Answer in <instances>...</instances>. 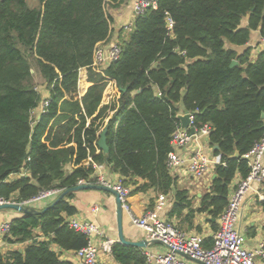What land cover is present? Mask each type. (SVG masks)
I'll use <instances>...</instances> for the list:
<instances>
[{
    "label": "trees",
    "instance_id": "obj_1",
    "mask_svg": "<svg viewBox=\"0 0 264 264\" xmlns=\"http://www.w3.org/2000/svg\"><path fill=\"white\" fill-rule=\"evenodd\" d=\"M35 1L0 0V197L22 203L43 190L62 193L82 179L95 181L96 171L85 165L91 156L125 185L137 184L133 192L171 195L168 220L181 218L178 229L193 228L197 213L218 220L234 179L250 171L244 155L264 135V51L254 56L248 46L254 31L264 35V0H157V9L136 16L104 74L93 62L111 34L109 0ZM82 68L93 84L79 99ZM36 73L51 103L34 120L45 98ZM108 78L125 90L117 103L103 105ZM181 105L195 112L196 127L211 126L207 143L218 162L198 207L168 167ZM107 125L105 153L97 143ZM73 195L43 214L12 219L7 242L27 245L0 250V264H75L61 252L78 251L88 239L70 227ZM111 253L119 264H149L140 247L115 242Z\"/></svg>",
    "mask_w": 264,
    "mask_h": 264
},
{
    "label": "built area",
    "instance_id": "obj_2",
    "mask_svg": "<svg viewBox=\"0 0 264 264\" xmlns=\"http://www.w3.org/2000/svg\"><path fill=\"white\" fill-rule=\"evenodd\" d=\"M148 8L157 9L158 1L137 0L135 2L134 10L136 15L144 14ZM166 14L168 29L171 30L174 26V20L168 12ZM126 28L128 31H132L133 24ZM262 41L264 43V36L262 37ZM121 52L120 44H112L107 48L99 44L95 49L93 66L100 73L104 74L108 65L118 60ZM37 89L41 91L40 87H37ZM80 97L81 93L79 94ZM50 103V97L44 98L41 104L32 112V118L34 120L38 119L37 116L45 113ZM190 113L189 128H183L180 122L172 134L171 145L173 149L169 154L168 167L173 172L176 168L184 166L187 173L193 178L202 179L209 174L211 167L215 166L218 162L201 146H190L193 142L199 141L200 138H208L211 132L209 124L196 127L195 112ZM191 128L194 129V133L190 131ZM181 149L185 150L184 153L179 152ZM244 158L248 161L250 171L245 178L240 180L230 196L228 206L220 215V228L214 235L213 246L211 248L204 247V238L201 235L189 234L179 230L174 222L162 217L161 213L171 203L169 195L159 194L155 207L147 210L142 216H138L134 213L131 206L133 189L131 186L125 185L122 178L117 182L111 183L103 175L96 174L95 181L82 179L79 181V184L96 183L112 187L119 193L122 207L130 216L132 223L141 228L147 234V238L159 239L163 241L164 245L172 247H168V251L165 253H146L149 264H188L189 260L178 254V251L205 261L208 264H257L258 260L264 264V238L254 248H249L246 246L245 234L238 228L240 211L247 193L255 184H262L264 186V135L244 155ZM85 165L92 166L96 172L100 170V165L91 156H89ZM60 192L61 189L57 188L43 190L21 204L26 206L34 205L33 203L41 202ZM6 202L14 201L5 200L0 197V204ZM69 224L76 231L84 233L88 239L87 245L76 251L78 261L81 264H99L100 248L95 240L97 238H104L105 236L101 227L94 222L75 218H71ZM9 231L10 222L0 224V250L4 252L11 248L6 240ZM113 244L112 240H103L101 245L103 251L111 253ZM79 262L77 264H80Z\"/></svg>",
    "mask_w": 264,
    "mask_h": 264
},
{
    "label": "crops",
    "instance_id": "obj_3",
    "mask_svg": "<svg viewBox=\"0 0 264 264\" xmlns=\"http://www.w3.org/2000/svg\"><path fill=\"white\" fill-rule=\"evenodd\" d=\"M121 1V0H119ZM113 2L109 0V5H107V13L111 16V34L108 40L101 42V45L104 47H109L112 44H119L123 39L128 38V34L130 31L127 30L126 27L134 23V19L136 18V12L134 10V5L137 0H123L122 3ZM35 4L36 1L32 0ZM264 35L261 34L259 30L254 31L252 33V37L248 46L253 49L254 56L258 55L260 52L264 51V43L262 41V37ZM243 47H239L238 49H242ZM80 78H79V86L78 92L76 93L79 97L81 93V97L85 94L87 89L93 84L88 80V70L87 68H82L80 70ZM107 87L105 89L102 104H114L117 103V100L120 97L119 87L116 84V81L113 79H107ZM43 96L49 97V93L44 86L40 88ZM184 111V107L181 105L182 113ZM114 111H109V116L106 118L105 122L108 123L110 117H112ZM40 115L37 116L40 119ZM191 147L201 146L204 150L209 152L211 156H213V151L211 147L207 143V137L200 138L199 141L193 142ZM184 149H181V153H184ZM73 165L68 164L66 167L67 171H72ZM178 181V186L181 188H186L190 192V196L193 199L194 206L198 207L200 205V199L203 193L209 189L211 186V182L214 178V166L209 170V174L202 179H195L189 173H187L186 168L179 167L176 168L175 171L171 172ZM97 175H103L106 179H108L111 183L117 182L121 179V175L118 173H113L109 167L101 166L100 170L96 172ZM21 175V173L19 174ZM19 175L15 174L10 177L11 179L19 177ZM242 177L237 175L234 179L231 187V194L236 189ZM143 180L139 179L138 183H142ZM132 189H135L138 185L131 184ZM60 193H56L53 196L38 202L33 203L34 205H28L31 208L43 209L48 204L52 203ZM159 194H156L153 190L149 191H136L132 193L131 196V206L138 216H142L147 210H151L155 207L157 198ZM169 201L171 203L168 204V208L161 213L162 217L168 220V211L172 205V196L169 195ZM71 204H73L77 213L74 216L69 217L75 218L78 220H88L96 223L101 227L104 232V238H97L95 240L96 244L100 248L99 252V264H119L113 257L112 253H106L102 249V241L103 240H112L113 243L117 242L118 232H117V217H116V198L115 196L107 191H101L97 189H89V190H81L74 192L73 197L70 199ZM264 186L262 184H255L252 189L247 193L243 207L240 211L238 228L242 233L246 236V246L249 248H254L263 238H264ZM26 206V205H25ZM23 216V213L17 211L15 209H4L0 211V224L3 222H11L12 219ZM176 225L180 223L181 218L175 217L172 219ZM170 221V220H169ZM191 226L193 228L187 230H182L186 233L198 234L204 238V247L211 248L213 246L214 235L217 231L213 228V223H218V227L220 228V217L218 220L212 219L207 213H197L194 218L191 220ZM184 228L188 226L187 222L181 223ZM186 224V225H185ZM124 225V233L127 239L132 241H140L146 239L147 234L139 227L135 226L130 216L127 212L124 211L123 218ZM180 230V229H179ZM27 244H14L9 247L11 248H19L23 249ZM211 245V246H210ZM210 246V247H209ZM145 253H165L168 251V247L164 244L154 243L150 244L147 248H143ZM56 250L58 248L56 247ZM62 258L73 261L77 264L78 258L76 256V251H63ZM80 263V262H79ZM81 264V263H80ZM188 264H198L193 261H189ZM257 264H262L261 261H257Z\"/></svg>",
    "mask_w": 264,
    "mask_h": 264
},
{
    "label": "water",
    "instance_id": "obj_4",
    "mask_svg": "<svg viewBox=\"0 0 264 264\" xmlns=\"http://www.w3.org/2000/svg\"><path fill=\"white\" fill-rule=\"evenodd\" d=\"M237 63H238L237 61H233L232 66L236 65ZM120 90L122 91V90H125V89L122 88ZM190 114L191 113H190L189 110L184 109V111L182 113H179L177 115L178 120L181 122V126L183 128H185V129L189 128V125H190ZM263 117H264V114H263ZM190 131L192 133H194V129L193 128H191ZM107 134H108V125L100 133L99 141L97 143V145L100 148V150L104 151L105 153H107L109 151ZM215 149H219V147L216 146ZM234 157H239V152H236ZM215 177H217L216 174H214V178ZM89 189H97V190H101V191H107V192L112 193L115 196V198H116L117 229H118L117 230V232H118L117 242L122 243L124 245L135 246V247H140V248H147L150 244H154V243L164 244L163 241H161L159 239L146 238V239H143V240H140V241H132V240L127 239V237L125 236V233H124V225H123L124 209L122 207V202H121L119 193L116 190H114L112 187H108V186L101 185V184L85 183V184H78L76 186L68 188L65 191H63L52 203L48 204L43 209L31 208V207L25 206V205H23L21 203L6 202V203H3V204H0V211L4 210V209H15V210L20 211L22 213L43 214L47 210H49L50 208H52L53 206L58 204L69 193L76 192V191H81V190H89ZM167 247L172 248L170 245H167ZM20 251H23V249H20ZM178 254H180L181 256L185 257L189 261H193V262L198 263V264H208L205 261H202L200 259L191 257L190 255H188L186 253L178 251Z\"/></svg>",
    "mask_w": 264,
    "mask_h": 264
},
{
    "label": "rangeland",
    "instance_id": "obj_5",
    "mask_svg": "<svg viewBox=\"0 0 264 264\" xmlns=\"http://www.w3.org/2000/svg\"><path fill=\"white\" fill-rule=\"evenodd\" d=\"M30 4H33L32 0H29ZM35 82L38 85V87H42V89L44 88V86L46 87L45 81L42 78V76L39 73L35 74Z\"/></svg>",
    "mask_w": 264,
    "mask_h": 264
}]
</instances>
